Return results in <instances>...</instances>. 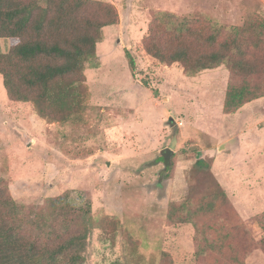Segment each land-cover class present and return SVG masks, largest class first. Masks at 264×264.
<instances>
[{"label":"rangeland","instance_id":"obj_1","mask_svg":"<svg viewBox=\"0 0 264 264\" xmlns=\"http://www.w3.org/2000/svg\"><path fill=\"white\" fill-rule=\"evenodd\" d=\"M93 1L112 4L119 22L103 30L99 66L86 70L89 95L70 121L48 123L31 104L10 101L0 76V186L24 206L65 192L76 204L89 200L105 225L90 235L83 264H160L164 253L173 264H202L189 210L222 190L232 207L224 218L264 214V98L224 114L225 68L188 77L148 56L142 40L155 11L242 26L264 20V0ZM15 43L0 39V54ZM105 218L121 225L108 233ZM258 243L246 264H264Z\"/></svg>","mask_w":264,"mask_h":264},{"label":"trees","instance_id":"obj_2","mask_svg":"<svg viewBox=\"0 0 264 264\" xmlns=\"http://www.w3.org/2000/svg\"><path fill=\"white\" fill-rule=\"evenodd\" d=\"M118 22L116 8L101 1L0 0V39L16 42L0 54L8 99L31 104L48 123L70 121L89 95L86 70L99 66L103 30ZM142 46L152 59L178 65L188 77L225 68L224 114L264 98V20L227 26L199 13L155 11ZM127 59L133 71L129 53ZM230 204L220 190L200 210H189L196 262L246 264L255 241L264 247V240H257L259 229L264 234V214L243 223L231 214L225 221ZM91 212L89 200L76 204L70 192L42 206H24L0 186V264H83L90 235L105 225ZM104 221L108 233L121 225L118 219ZM208 230L215 232L208 235ZM160 264H173L170 255L162 254Z\"/></svg>","mask_w":264,"mask_h":264},{"label":"water","instance_id":"obj_3","mask_svg":"<svg viewBox=\"0 0 264 264\" xmlns=\"http://www.w3.org/2000/svg\"><path fill=\"white\" fill-rule=\"evenodd\" d=\"M128 2H129V0H128ZM130 4L128 3V8L130 7L129 6ZM171 121H172V119H171ZM172 150H170V149H167L164 153H162V157H163V159H164V164L166 165V166H168L169 165V162H170V160H171V158H172Z\"/></svg>","mask_w":264,"mask_h":264}]
</instances>
